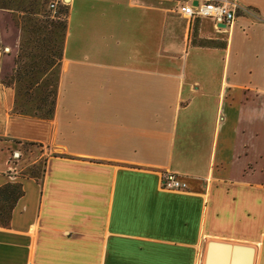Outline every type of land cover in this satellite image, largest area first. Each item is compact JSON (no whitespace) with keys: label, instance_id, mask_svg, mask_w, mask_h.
Returning <instances> with one entry per match:
<instances>
[{"label":"crops","instance_id":"obj_1","mask_svg":"<svg viewBox=\"0 0 264 264\" xmlns=\"http://www.w3.org/2000/svg\"><path fill=\"white\" fill-rule=\"evenodd\" d=\"M193 1L67 0L46 114L0 5V264H264V0L219 29Z\"/></svg>","mask_w":264,"mask_h":264},{"label":"rangeland","instance_id":"obj_2","mask_svg":"<svg viewBox=\"0 0 264 264\" xmlns=\"http://www.w3.org/2000/svg\"><path fill=\"white\" fill-rule=\"evenodd\" d=\"M66 4L67 0H0V5L14 11L16 23L25 32L9 82L14 80L24 97L43 114L52 108L55 96ZM42 168V162L28 164L21 173L39 175ZM9 206L0 199V218L5 217Z\"/></svg>","mask_w":264,"mask_h":264},{"label":"built area","instance_id":"obj_3","mask_svg":"<svg viewBox=\"0 0 264 264\" xmlns=\"http://www.w3.org/2000/svg\"><path fill=\"white\" fill-rule=\"evenodd\" d=\"M53 5V4H52ZM237 0H195L182 7V13L191 20L202 17L213 21L216 28L228 27L236 16ZM12 159L17 158V153L12 154ZM160 185L167 188H182L186 184L173 173L161 176Z\"/></svg>","mask_w":264,"mask_h":264},{"label":"trees","instance_id":"obj_4","mask_svg":"<svg viewBox=\"0 0 264 264\" xmlns=\"http://www.w3.org/2000/svg\"><path fill=\"white\" fill-rule=\"evenodd\" d=\"M205 43V42H204ZM208 44H214V41H206ZM51 110V109H50ZM49 110V112H50ZM22 194L21 183H6L0 186V199L3 202L12 204L18 196Z\"/></svg>","mask_w":264,"mask_h":264}]
</instances>
